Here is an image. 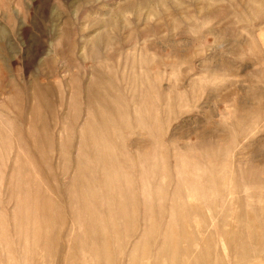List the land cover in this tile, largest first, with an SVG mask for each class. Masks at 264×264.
I'll return each mask as SVG.
<instances>
[{
	"label": "rangeland",
	"instance_id": "rangeland-1",
	"mask_svg": "<svg viewBox=\"0 0 264 264\" xmlns=\"http://www.w3.org/2000/svg\"><path fill=\"white\" fill-rule=\"evenodd\" d=\"M0 264H264V0H0Z\"/></svg>",
	"mask_w": 264,
	"mask_h": 264
}]
</instances>
